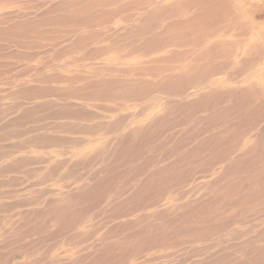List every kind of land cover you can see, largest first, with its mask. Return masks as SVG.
Returning a JSON list of instances; mask_svg holds the SVG:
<instances>
[{
    "label": "rangeland",
    "instance_id": "1",
    "mask_svg": "<svg viewBox=\"0 0 264 264\" xmlns=\"http://www.w3.org/2000/svg\"><path fill=\"white\" fill-rule=\"evenodd\" d=\"M186 1L0 0V264H264V0Z\"/></svg>",
    "mask_w": 264,
    "mask_h": 264
},
{
    "label": "bare ground",
    "instance_id": "2",
    "mask_svg": "<svg viewBox=\"0 0 264 264\" xmlns=\"http://www.w3.org/2000/svg\"><path fill=\"white\" fill-rule=\"evenodd\" d=\"M156 1V0H155ZM180 2V0H179ZM157 3V2H156ZM176 3V2H175ZM156 5V4H155ZM185 5L186 6H189V7H198L199 9L197 10L200 11L201 15L199 13L197 14H192V16H190L191 18H189L188 20V23L191 24V25H194L196 23H202V22H205V24H211V26L209 27L210 30L209 33L207 34L208 35V38L209 40L204 42V44L202 45V48L204 50L206 49H209L210 46L213 44L212 42V36H214L216 34V31L218 30V27L221 26V25H224V22L227 23L228 19H224L225 18H230L231 19V22L230 24H235V23H239V21L242 20V18H244V15H246L248 12H247V9H245V6L248 5V6H251L252 5V2H249L248 0H189V1H186L185 2ZM193 8V9H194ZM155 9V8H154ZM195 10V9H194ZM160 11V10H159ZM188 12V11H187ZM192 12H190L191 14ZM196 15V17H195ZM200 15V16H199ZM219 15H222L221 17H216V16H219ZM224 15V16H223ZM206 20V21H205ZM208 21V22H207ZM187 22V21H186ZM203 24H201L202 26ZM200 26V25H199ZM225 26V25H224ZM244 27V26H242ZM253 24L250 23L246 28L248 29H252V32H251V35H250V38L249 40H247V44L248 43H256L257 42H260V43H264V37L261 36V34L259 35L257 33V31H255L256 29L253 28ZM204 28V27H203ZM258 29V28H257ZM200 30V29H199ZM203 30V29H202ZM245 31V30H243ZM199 32V31H198ZM207 32V31H206ZM205 32V33H206ZM246 32H247V29H246ZM194 33V32H193ZM219 33V32H218ZM243 35V34H242ZM246 35V34H245ZM205 37V36H204ZM185 38V37H184ZM207 38V36H206ZM207 38V39H208ZM184 40V39H183ZM201 40V39H200ZM204 40V39H203ZM242 40V39H241ZM208 42V43H207ZM203 43V42H202ZM226 43V42H225ZM245 43V42H244ZM229 43H227L228 45ZM201 45V44H200ZM224 45V44H223ZM244 45V44H243ZM262 45V44H261ZM241 46V45H240ZM255 46V45H254ZM253 46V47H254ZM229 47V46H228ZM226 47V48H228ZM235 47V46H234ZM233 47V48H234ZM251 47V46H250ZM230 48V47H229ZM252 48V47H251ZM250 48V49H251ZM246 49V45H245V48L243 49L245 51ZM253 49V48H252ZM256 49V47L254 48ZM253 49V50H254ZM231 50V49H230ZM249 50V48H248ZM211 51V50H210ZM242 51V50H241ZM250 52V51H249ZM252 52V51H251ZM250 52V53H251ZM255 52V51H254ZM249 53V55H250ZM180 54V53H179ZM178 54V55H179ZM226 54H228L226 52ZM251 56V55H250ZM255 57V56H254ZM258 76V75H257ZM216 81V79L214 80ZM201 82V81H200ZM211 82V81H210ZM211 84V83H210ZM218 84V83H217ZM215 84V85H217ZM251 86V85H250ZM251 89V87H250ZM261 89V88H259ZM263 91V89H262ZM262 94V92L260 93ZM260 96V95H259ZM262 96V95H261ZM263 97V96H262ZM264 99V98H263ZM260 209V208H259ZM264 210V209H263ZM255 212V211H253ZM257 216V215H256ZM255 216V217H256ZM262 216V215H261ZM264 216V215H263ZM257 219V218H256ZM254 232V231H253ZM261 240V239H260ZM260 250V249H259ZM261 251V250H260ZM252 256V255H251ZM250 257V256H249ZM256 258H261L260 256H257ZM262 264V263H261Z\"/></svg>",
    "mask_w": 264,
    "mask_h": 264
}]
</instances>
